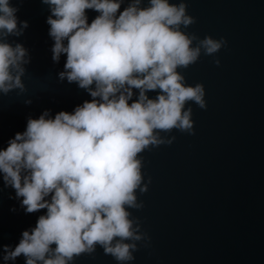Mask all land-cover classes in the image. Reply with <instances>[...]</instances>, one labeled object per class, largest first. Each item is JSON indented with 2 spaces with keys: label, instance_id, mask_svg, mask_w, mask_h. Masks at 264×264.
<instances>
[{
  "label": "clouds",
  "instance_id": "1",
  "mask_svg": "<svg viewBox=\"0 0 264 264\" xmlns=\"http://www.w3.org/2000/svg\"><path fill=\"white\" fill-rule=\"evenodd\" d=\"M42 2L51 13L52 59L59 63L67 56L60 81L76 83L92 99L72 113L52 118L45 110L38 119L29 117L26 130L0 150V173L5 186L22 198L21 207L29 214L47 210L18 245L3 246V260L23 256L26 264H71L99 246L126 264L135 259L137 242L147 247L150 241L129 211L143 209L137 192L147 193L151 183V178L144 183L140 154L175 141L162 133L195 134L189 102L207 108L204 85H188L178 69H187L202 54L214 56L227 40L183 31L196 23L186 0H148L147 6L144 0H128L123 11L125 0ZM87 10L99 13L90 24ZM18 11L11 0H0L4 95L27 91L28 50L8 41L29 27L18 20ZM150 92L157 95L150 98Z\"/></svg>",
  "mask_w": 264,
  "mask_h": 264
},
{
  "label": "water",
  "instance_id": "2",
  "mask_svg": "<svg viewBox=\"0 0 264 264\" xmlns=\"http://www.w3.org/2000/svg\"><path fill=\"white\" fill-rule=\"evenodd\" d=\"M186 2L196 23L182 30L201 39L225 38L227 45L178 69L188 85H204L207 108L189 102L195 134L162 133L175 141L140 154L144 183L149 178L151 183L147 193L137 192L143 209L129 211L150 241L147 247L137 242L135 259L126 264H264V0ZM11 3L19 9L18 20L29 27L8 41L23 44L31 62L23 77L27 91L0 93V150L26 130L29 117L38 119L45 110L52 118L61 111L72 113L92 99L76 83L59 79L67 56L59 63L52 59L49 6L42 0ZM87 15L90 24L99 13L87 10ZM21 202L0 173V264H26L23 256L5 262L3 246L14 248L22 233L46 214V209L26 213ZM71 264L120 262L98 246L94 254H82Z\"/></svg>",
  "mask_w": 264,
  "mask_h": 264
}]
</instances>
